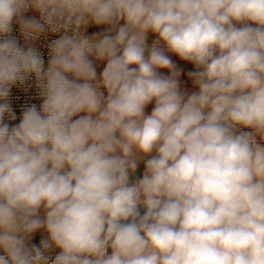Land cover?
Here are the masks:
<instances>
[{"label":"clouds","instance_id":"obj_1","mask_svg":"<svg viewBox=\"0 0 264 264\" xmlns=\"http://www.w3.org/2000/svg\"><path fill=\"white\" fill-rule=\"evenodd\" d=\"M0 264H264V0H0Z\"/></svg>","mask_w":264,"mask_h":264},{"label":"built area","instance_id":"obj_2","mask_svg":"<svg viewBox=\"0 0 264 264\" xmlns=\"http://www.w3.org/2000/svg\"><path fill=\"white\" fill-rule=\"evenodd\" d=\"M35 15L38 19L39 16L37 13H34L32 11H29L27 13V16ZM14 32L13 35L20 41V43L23 45L24 41L22 36L19 33V27L14 23ZM59 34H51V33H45L42 35L36 42V47L42 52L43 58L45 59V66H47V60H48V48L47 45L50 43L52 39L58 38ZM29 84L31 86H15L12 89L11 92V103L12 107L15 109L17 114V120L10 121V126L19 123V120L22 116V112L24 108L31 104H36L37 107L42 103L40 97L38 96V89L35 87V80L34 77L30 79ZM59 250H54L51 255L54 257L55 254ZM110 251V250H109Z\"/></svg>","mask_w":264,"mask_h":264},{"label":"crops","instance_id":"obj_3","mask_svg":"<svg viewBox=\"0 0 264 264\" xmlns=\"http://www.w3.org/2000/svg\"><path fill=\"white\" fill-rule=\"evenodd\" d=\"M104 27H105V26H101V27L97 28V27H95V26H89V28L87 29V31L85 32V34H86V35H90V34H92L93 32L103 31V30H104ZM153 39H155V37H154L152 34H149V43H151ZM172 58H173V60L177 63V65H178L180 68L184 69V73L182 74V76H181V78H180V79H181L182 88H184L185 90H187V91H189V92H191V91H195V89L192 87L191 81H189V80L187 79V76H186V73H187L188 71H190V70H194V66L191 65V64H188V63H185V62L180 61V60H179L177 57H175V56H173ZM97 67H98V72H99V71L102 70V68H103V64L98 62ZM153 106H154V105H149V106L147 107V109H146V112L150 113V111H151V109H152ZM142 166H143V164H141V167H142ZM142 211H143V209H142ZM44 236H46V233H44L43 231L34 234L31 243H37V244H38V243H39V240L42 239V238H44Z\"/></svg>","mask_w":264,"mask_h":264},{"label":"rangeland","instance_id":"obj_4","mask_svg":"<svg viewBox=\"0 0 264 264\" xmlns=\"http://www.w3.org/2000/svg\"><path fill=\"white\" fill-rule=\"evenodd\" d=\"M26 15H27V13H26ZM31 16H33V15H31ZM245 131H248V129H244Z\"/></svg>","mask_w":264,"mask_h":264},{"label":"water","instance_id":"obj_5","mask_svg":"<svg viewBox=\"0 0 264 264\" xmlns=\"http://www.w3.org/2000/svg\"><path fill=\"white\" fill-rule=\"evenodd\" d=\"M142 169H143V166L141 167V171H142Z\"/></svg>","mask_w":264,"mask_h":264}]
</instances>
